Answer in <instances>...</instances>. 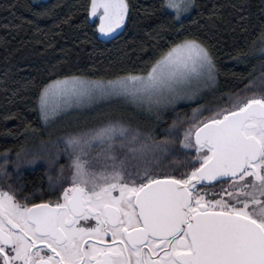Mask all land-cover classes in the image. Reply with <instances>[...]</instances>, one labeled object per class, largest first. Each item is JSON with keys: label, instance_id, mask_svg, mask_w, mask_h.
<instances>
[{"label": "snow or ice", "instance_id": "6c2138e0", "mask_svg": "<svg viewBox=\"0 0 264 264\" xmlns=\"http://www.w3.org/2000/svg\"><path fill=\"white\" fill-rule=\"evenodd\" d=\"M82 7L98 38L115 37L133 9L130 0ZM197 7L161 0L178 27L150 66L39 88L45 126L98 97L123 98L157 122L177 116L163 135L116 118L0 152V264H264V72L180 114L221 72L212 47L185 29ZM220 15L215 5L207 13ZM257 43L264 53V24ZM38 160L59 164L57 173L39 198L21 196L15 181Z\"/></svg>", "mask_w": 264, "mask_h": 264}, {"label": "trees", "instance_id": "16d2710c", "mask_svg": "<svg viewBox=\"0 0 264 264\" xmlns=\"http://www.w3.org/2000/svg\"><path fill=\"white\" fill-rule=\"evenodd\" d=\"M195 2L199 7L183 21L185 29L212 47L221 72L217 84L205 91L202 100L178 106L180 114L190 112L195 103L235 92L264 72V53L255 50L259 43L252 44L264 24V0ZM85 3L86 0H0V152H15L26 139L29 144H38L73 127L116 118L163 135L176 118L177 112L170 110L157 122L151 113L118 99L114 103L100 100L90 107H73L44 125L36 96L50 80L72 75L108 79L128 70L140 71L150 66L161 47L175 39L173 29L178 25L160 8L161 0H130L133 9L127 27H122L115 37L106 38H98L94 25L82 23L87 15L82 7ZM214 5L222 15L209 20L207 13ZM63 163L61 158L59 164ZM59 164L50 166L38 160L26 166L19 181H15L25 185L20 195L34 192L39 198L42 192L38 190H46L48 176L56 175ZM43 195L46 198V191Z\"/></svg>", "mask_w": 264, "mask_h": 264}, {"label": "rangeland", "instance_id": "374dc122", "mask_svg": "<svg viewBox=\"0 0 264 264\" xmlns=\"http://www.w3.org/2000/svg\"><path fill=\"white\" fill-rule=\"evenodd\" d=\"M210 89V88H209ZM118 99H123V98H118V97H111V98H96V99H94L92 102H90V103H85L84 105H82V106H73V107H90V106H93V105H95V104H97V103H99V101L100 100H102V103L104 102V103H108V102H111V103H114V102H116V100H118ZM129 103V102H128ZM72 107V108H73ZM71 109V108H70Z\"/></svg>", "mask_w": 264, "mask_h": 264}]
</instances>
